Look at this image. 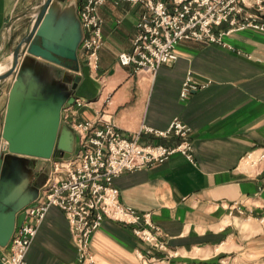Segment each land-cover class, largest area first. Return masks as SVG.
<instances>
[{"label":"crops","instance_id":"crops-1","mask_svg":"<svg viewBox=\"0 0 264 264\" xmlns=\"http://www.w3.org/2000/svg\"><path fill=\"white\" fill-rule=\"evenodd\" d=\"M41 1L0 0V72L10 67L28 25L29 17L18 16ZM144 11L142 3L106 0L99 9L104 45L94 69L81 56L79 2L53 0L36 38L57 50L63 63L26 52L16 73L0 80V128L13 91L60 112L51 158L10 154L5 164L6 195L20 206L16 218L38 202L54 161L78 151L80 136L71 120H91L104 109L134 137L144 125L166 130L178 118L191 129L194 161L175 153L114 179L122 202L149 214L167 250L152 249L133 225L106 217L91 242L97 264H147L151 256L164 264H264V159H248L264 152V31L248 27L226 34V45L183 40L175 62L156 73L136 71L118 56L132 50ZM188 74L205 86L182 99ZM74 95L88 104L66 108ZM140 140L175 144L178 138L143 133ZM8 252L9 243L0 245V264ZM77 257L65 212L51 206L27 264H70Z\"/></svg>","mask_w":264,"mask_h":264},{"label":"built area","instance_id":"built-area-1","mask_svg":"<svg viewBox=\"0 0 264 264\" xmlns=\"http://www.w3.org/2000/svg\"><path fill=\"white\" fill-rule=\"evenodd\" d=\"M79 17L84 29L81 56L97 69L100 50L104 45V19L99 9L106 0H77ZM142 3L141 15L131 51L121 52L119 63L134 66L136 71L156 73L163 64L175 62L177 46L183 40L216 42L226 45L224 35L252 27L264 31V0H115ZM205 86L197 83L191 74L183 82L180 96L189 95ZM110 101L108 97L107 102ZM88 104L76 97L70 106ZM80 136L79 149L67 159L54 161L53 169L44 184L38 202L26 209V218L9 242V252L2 256L3 264H27V253L39 225L51 206L61 208L70 223L78 257L70 264H97L91 250L95 232L106 217L134 226L137 236L154 250H167L159 237V228L150 222L149 214L140 215L121 200L120 189L114 179L124 172L135 171L167 161L181 153L194 161L190 127L175 118L166 130L142 126L134 137L125 135L108 112L102 109L91 120L70 122ZM158 138L175 136V144L143 143L141 135ZM248 159L255 164L264 159ZM142 223L147 227L141 226ZM147 264H164L161 258L151 256Z\"/></svg>","mask_w":264,"mask_h":264},{"label":"water","instance_id":"water-1","mask_svg":"<svg viewBox=\"0 0 264 264\" xmlns=\"http://www.w3.org/2000/svg\"><path fill=\"white\" fill-rule=\"evenodd\" d=\"M52 1L42 0L34 9L27 10L18 16V18L29 17L28 25L12 52L10 67L0 72V80L7 79L16 73L19 62L26 52L63 63L57 50L46 46L44 42H38L36 38L40 24ZM75 98V95L72 96L65 107H70ZM59 116V110L39 104L31 98L24 100L16 91L12 92L8 111L0 128V245L2 246L10 242L16 227H21L26 218L25 211L16 218L20 206L10 202L6 195L5 164L10 154L51 158L58 136Z\"/></svg>","mask_w":264,"mask_h":264}]
</instances>
